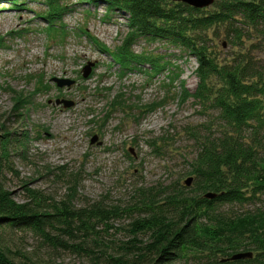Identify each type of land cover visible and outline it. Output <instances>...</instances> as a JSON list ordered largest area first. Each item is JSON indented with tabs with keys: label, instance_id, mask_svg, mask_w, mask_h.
<instances>
[{
	"label": "rangeland",
	"instance_id": "rangeland-1",
	"mask_svg": "<svg viewBox=\"0 0 264 264\" xmlns=\"http://www.w3.org/2000/svg\"><path fill=\"white\" fill-rule=\"evenodd\" d=\"M26 3L21 10L0 2V136L11 133L12 165L2 182L13 201L24 202L26 187L61 203L74 186V209L98 203L123 211L135 202L138 187L174 181L183 185L192 177L187 172L196 145L189 132L204 134L215 124V114L184 96L180 84L184 81L190 94L195 91L194 59L178 49L140 41L132 47L134 55L164 56L178 70L153 75L145 63L124 71L109 54L128 32L120 13L65 0L71 11L51 36L47 22L37 16L46 12L44 0ZM226 42L225 36L216 40L222 57L231 50ZM257 54L264 61V49ZM88 66L89 76L83 78ZM173 73L181 74L179 82H171ZM55 79L72 85L59 88ZM17 95L25 108L14 113ZM136 218V213H122L99 223L96 229L103 239L89 243L90 249L118 256L135 237L138 247L149 244L148 236L130 233ZM6 243L9 256L19 263L92 264L88 254L41 248L29 233L8 234ZM183 264L202 261L189 258Z\"/></svg>",
	"mask_w": 264,
	"mask_h": 264
},
{
	"label": "trees",
	"instance_id": "trees-1",
	"mask_svg": "<svg viewBox=\"0 0 264 264\" xmlns=\"http://www.w3.org/2000/svg\"><path fill=\"white\" fill-rule=\"evenodd\" d=\"M1 1L24 10L28 0ZM64 1L44 0L46 12L37 16L47 22L48 35L71 11ZM77 4L102 5L108 13L124 17L128 32L109 53L124 71L145 63L153 75L178 70L164 56L134 55L132 47L140 41L178 49L194 59L195 91L190 94L184 81L180 84L184 96L215 114V124L204 134L189 132L196 145L187 172L193 178L190 188L178 181L138 187L133 191L135 202L123 211L98 203L74 209V186L61 203L24 187V202L15 203L2 182L12 172L11 133L5 132L0 136V264H37L9 256L6 238L16 232L33 235L41 248L88 254L92 264H183L189 258L202 264H264V61L257 54L264 49V0H214L203 9L171 0ZM221 36L231 49L224 57L216 44ZM180 76L173 73L171 82H179ZM14 100L13 112L24 110L23 97ZM209 194L213 197H206ZM245 206L252 209L243 210ZM122 213L138 215L130 233L148 236L149 244L138 247L135 237L121 255H98L89 247L103 239L97 225ZM241 253L252 257L232 260Z\"/></svg>",
	"mask_w": 264,
	"mask_h": 264
},
{
	"label": "water",
	"instance_id": "water-1",
	"mask_svg": "<svg viewBox=\"0 0 264 264\" xmlns=\"http://www.w3.org/2000/svg\"><path fill=\"white\" fill-rule=\"evenodd\" d=\"M172 2H180V3H184L187 4L193 8L196 9H203V8H207L209 6H211L214 3V0H171ZM90 73V67H86L83 71V78H87L89 76ZM54 82L56 83L57 87L61 88L63 86H70L72 85V82L69 81H65V80H57L55 79ZM60 101H57L56 104H59ZM63 105H65L66 107H69L71 105V103H65L62 102ZM95 140V139H94ZM94 140H92V143L94 142ZM193 178L189 177L188 179H186L184 181V185L186 187H189L192 183ZM206 197L211 198L213 197V195H206ZM252 257V253H241V254H236L232 257V260H239V259H244V258H251Z\"/></svg>",
	"mask_w": 264,
	"mask_h": 264
}]
</instances>
